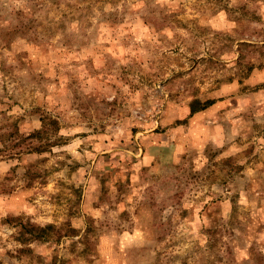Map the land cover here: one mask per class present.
Masks as SVG:
<instances>
[{
	"label": "rangeland",
	"instance_id": "1",
	"mask_svg": "<svg viewBox=\"0 0 264 264\" xmlns=\"http://www.w3.org/2000/svg\"><path fill=\"white\" fill-rule=\"evenodd\" d=\"M0 264H264V0H0Z\"/></svg>",
	"mask_w": 264,
	"mask_h": 264
},
{
	"label": "trees",
	"instance_id": "2",
	"mask_svg": "<svg viewBox=\"0 0 264 264\" xmlns=\"http://www.w3.org/2000/svg\"><path fill=\"white\" fill-rule=\"evenodd\" d=\"M213 101H214L213 98L206 99L205 102L201 105V108L205 107L208 104H211Z\"/></svg>",
	"mask_w": 264,
	"mask_h": 264
}]
</instances>
